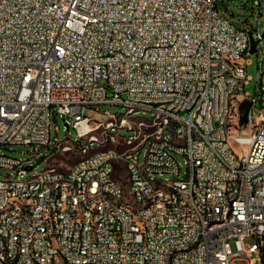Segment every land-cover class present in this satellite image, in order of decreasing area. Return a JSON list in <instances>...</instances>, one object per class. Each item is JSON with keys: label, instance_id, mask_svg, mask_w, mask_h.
I'll use <instances>...</instances> for the list:
<instances>
[{"label": "built area", "instance_id": "obj_1", "mask_svg": "<svg viewBox=\"0 0 264 264\" xmlns=\"http://www.w3.org/2000/svg\"><path fill=\"white\" fill-rule=\"evenodd\" d=\"M231 1L0 0V205L19 200L0 217V264H264V0L230 11ZM249 52L259 56L253 95ZM108 103L124 111H101ZM135 111L153 116L132 122ZM57 117L64 137L57 124L52 134ZM132 128L138 146L110 148ZM17 144L45 167L24 177L30 159L2 151ZM57 155L75 158L71 174ZM145 173L174 190L149 191ZM56 176H67L60 191ZM36 183L41 199L29 195Z\"/></svg>", "mask_w": 264, "mask_h": 264}, {"label": "bare ground", "instance_id": "obj_2", "mask_svg": "<svg viewBox=\"0 0 264 264\" xmlns=\"http://www.w3.org/2000/svg\"><path fill=\"white\" fill-rule=\"evenodd\" d=\"M135 111L130 114V121L139 122L142 117H136ZM97 133H105V125H97ZM143 141V132H139V128H132V135L128 138H117L116 141H110V148L117 146L134 147ZM233 134H226V145H232ZM94 137H86V144L91 145V151H100V143L96 148H92ZM64 174H71V166L64 168ZM111 181H119V173H111ZM67 183V176H56L52 182V191H60L61 186ZM145 184L149 191H166L174 190V183L158 182L152 173H145ZM195 184H203V177H195ZM93 181L82 182L80 186V206H89V197L92 194ZM45 191L44 183H36L29 188V195L34 199H41ZM19 207L18 199H10V202L0 205V217H7L10 211ZM114 207H118V200H111V204H106V211H114ZM35 213V204H28V209L23 212V219H31ZM137 238H145V231H137Z\"/></svg>", "mask_w": 264, "mask_h": 264}, {"label": "rangeland", "instance_id": "obj_3", "mask_svg": "<svg viewBox=\"0 0 264 264\" xmlns=\"http://www.w3.org/2000/svg\"><path fill=\"white\" fill-rule=\"evenodd\" d=\"M239 1L240 0H232L231 5L228 7V10H230V11L235 10ZM221 9L223 12L224 8L222 6H221ZM262 20H263V29H264V17ZM258 60H259V56H258L257 52H249L247 54L246 74L249 77V81H248V83L245 84L244 90H245V92H247L251 95L255 94V92H256L258 73H259ZM100 109H101V111L104 109H107L111 112L124 111V109L122 108V106L120 104H110V103L100 105ZM97 114L98 113L92 114V115L96 116ZM135 116L136 117L151 118L153 115L149 111H146V112L139 111L138 113L135 114ZM56 124L59 125V127H60L59 136L64 137L66 135V131H67V127H66L64 120L61 117H57L56 120L54 118L52 119V134L53 135H55V133H56L55 129H54V126ZM70 133L72 135H74L75 130L71 128ZM121 133L122 134H128V131L126 129H123V130H121ZM232 146L237 151H240L242 149L238 143L232 142ZM13 147H14V150H11L9 147H6V148H3L2 151H4L6 154H8L12 157H16V158H20V159H30V161L26 162L25 164L33 165V168L28 170L27 174H25L24 177L32 175L35 172H37V171H39L45 167V165H46L45 160L37 159L36 154L34 152V149L31 148L30 146L25 145V144H17ZM96 147H97V143H93L92 148H96ZM145 148H146V146L141 150V158H143ZM243 148L246 149L247 146H244ZM43 150H46V149L43 148ZM74 159L75 158L73 156L57 155L54 160H51V162L60 164L62 167L67 168L68 165H70L71 163L74 162ZM178 160L181 163L183 170H185L186 169V162H185L186 158L184 156H179ZM8 172L9 171L7 169H0V174H7ZM161 177L165 178L166 175H163ZM251 240H252L251 238H247L246 242H250ZM231 247L233 250H236V247H235V244L233 241L231 242ZM234 264H248V259H246V258L236 259L234 261Z\"/></svg>", "mask_w": 264, "mask_h": 264}, {"label": "water", "instance_id": "obj_4", "mask_svg": "<svg viewBox=\"0 0 264 264\" xmlns=\"http://www.w3.org/2000/svg\"><path fill=\"white\" fill-rule=\"evenodd\" d=\"M251 42H252V48H251V51H254L256 41H255L253 38H251ZM67 127H68V125H67Z\"/></svg>", "mask_w": 264, "mask_h": 264}]
</instances>
